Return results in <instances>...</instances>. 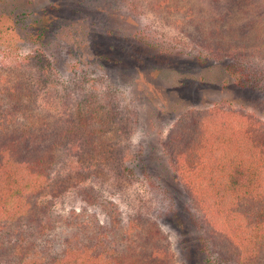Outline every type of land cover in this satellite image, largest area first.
Masks as SVG:
<instances>
[{"label": "rangeland", "instance_id": "obj_1", "mask_svg": "<svg viewBox=\"0 0 264 264\" xmlns=\"http://www.w3.org/2000/svg\"><path fill=\"white\" fill-rule=\"evenodd\" d=\"M153 1L0 0V74L30 78L24 59L39 47L28 33H46L40 51L50 68L48 82L31 90L27 104L40 119L35 124L51 123L50 144H57L47 183L57 174L68 178L66 189L51 193L48 187L38 197L44 222L52 225L45 227L43 239L56 244L82 222L88 224L87 232L96 233L109 215L124 227L139 217L159 231L166 264H192L193 255L204 260L206 251H200L210 242L163 143L175 123L192 110L230 106L246 119L264 123V86L237 84L226 72L230 61L211 60L184 32L180 15L158 14ZM173 1L213 14H228L230 7L238 26L245 29L255 19L251 26L258 34L264 31L262 0H244V5L258 3L249 7L244 21L237 20L238 10L230 0ZM6 17L20 20L22 29H13ZM251 66L264 73V59L254 58ZM87 98L102 104L101 111L94 110L105 123L90 120L79 130L75 115L89 117L93 108L76 103ZM81 168L86 173L80 177L86 175V180L74 185ZM86 192L93 196L91 201ZM65 220L78 227L66 226ZM10 239L15 238L10 234L4 241ZM140 243L123 242V247L130 244L139 251ZM212 256L215 263L228 264L218 261L217 253ZM0 264H18V258L0 248Z\"/></svg>", "mask_w": 264, "mask_h": 264}, {"label": "trees", "instance_id": "obj_2", "mask_svg": "<svg viewBox=\"0 0 264 264\" xmlns=\"http://www.w3.org/2000/svg\"><path fill=\"white\" fill-rule=\"evenodd\" d=\"M255 4L230 0L241 21L248 19L249 7ZM153 6L165 17L180 15L184 32L207 51L211 60L219 64L230 61L226 72L237 84L264 86V73L253 71L251 66L254 58L264 59V31L258 34L251 26L255 19L244 29L234 22L230 7L228 14H213L199 7H182L173 0H154ZM12 22L13 29H22L20 20ZM45 34L28 33L30 42L39 47L24 59L32 73L30 78L0 74V248L16 255L18 264H166L167 252L158 243L159 231L144 218H134L124 227L109 215V221L96 233L87 232L88 224L82 222L81 228L63 234L56 244L42 238L45 227L52 225L51 221L44 222L42 215L46 214L38 206V197L49 188L51 193L66 189L68 178L57 174L47 183L55 162L52 149L57 144H50L51 123L41 120L35 124L40 119L27 104L31 90L35 92L48 82L50 68L41 52ZM76 105L93 108L89 117L83 112L75 115L79 130L87 128L90 120L101 122L94 110H102L99 101L94 104L92 99H81ZM163 147L199 212V226L210 242L207 250L204 247L200 251H206L204 260L190 255L192 264H217L214 252L218 261L228 264L264 262V123L246 119L230 106L192 110L175 123ZM83 173L86 170L81 168L74 185L86 180V175L80 177ZM85 195L93 199L88 192ZM64 223L76 225L67 220ZM12 225L16 226L13 230L8 227ZM10 234L15 239L4 241ZM123 242H141L140 249L136 251L130 244L125 248Z\"/></svg>", "mask_w": 264, "mask_h": 264}]
</instances>
